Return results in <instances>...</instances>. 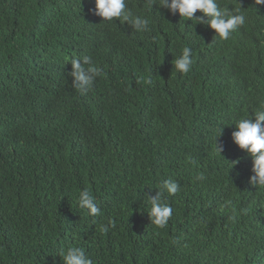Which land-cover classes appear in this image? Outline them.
<instances>
[{"label": "trees", "instance_id": "obj_1", "mask_svg": "<svg viewBox=\"0 0 264 264\" xmlns=\"http://www.w3.org/2000/svg\"><path fill=\"white\" fill-rule=\"evenodd\" d=\"M239 4L252 26L219 42L208 18L150 0L111 21L95 0H0V264H63L68 247L92 264H264V188L232 139L264 108V21ZM84 56L100 75L82 94L69 73ZM166 180L179 190L159 228L149 201Z\"/></svg>", "mask_w": 264, "mask_h": 264}, {"label": "clouds", "instance_id": "obj_2", "mask_svg": "<svg viewBox=\"0 0 264 264\" xmlns=\"http://www.w3.org/2000/svg\"><path fill=\"white\" fill-rule=\"evenodd\" d=\"M239 0H150L151 3H157L161 8H166L169 12L178 14L185 21L193 20L195 23H202L207 19L208 28L214 33L216 41H228L232 35L238 31L249 29L252 24L245 23V15L229 7L230 4ZM253 7L255 12L260 10V21H264V0H246ZM200 12L201 16L194 14ZM94 14L104 21H111L115 18L128 20L126 12V0H95ZM138 32L147 31L149 21L139 17L131 21ZM247 24V23H246ZM192 50L185 47L182 55L175 60V69L179 73H188L193 60L191 58ZM72 86L80 93H86L96 78L100 75V69L94 66L92 58L84 56L75 58L71 61ZM258 71H264L257 67ZM232 139L235 145L241 150H245L252 159V173L249 183L252 186L264 188V108L240 119L235 125V131L232 133ZM162 190L155 197L150 198L151 208L148 213L151 223L159 228H163L170 216L172 208L163 201L164 192L174 195L179 190V185L172 180H166L162 184ZM78 206L87 210L91 216H97L100 208L92 193L84 189L80 191L78 197ZM106 232V227L101 228ZM59 256L62 257L63 264H92L87 257L85 250L80 247H68L61 249Z\"/></svg>", "mask_w": 264, "mask_h": 264}]
</instances>
